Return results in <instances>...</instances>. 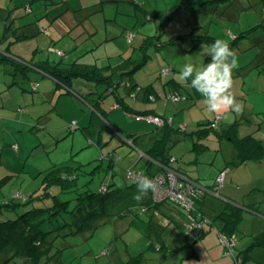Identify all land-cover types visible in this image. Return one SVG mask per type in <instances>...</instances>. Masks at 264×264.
Returning a JSON list of instances; mask_svg holds the SVG:
<instances>
[{
  "label": "rangeland",
  "instance_id": "rangeland-1",
  "mask_svg": "<svg viewBox=\"0 0 264 264\" xmlns=\"http://www.w3.org/2000/svg\"><path fill=\"white\" fill-rule=\"evenodd\" d=\"M11 1L12 0H0V11L7 10L11 13L12 10L9 6ZM27 1L29 0H15L18 7L14 10L15 12H20L19 21L21 23L26 22L29 18L35 17L33 15L29 16L26 14L27 12L25 13L24 7ZM168 1L176 4L178 0ZM200 1H209L206 2L208 7L221 5L220 8H222L232 5V7L227 9V12L231 14L229 18L234 17L233 20L229 19L223 21L218 19L219 17L216 18L214 14L217 8H214L208 13V19L204 25L208 27V35L215 38V40L225 39L228 41L231 37H239L242 32L248 33L257 28L264 27V23H262L264 22V9L261 1L260 7L262 10L259 9L261 14L260 17L257 8L251 6L255 0H234L233 2L228 0ZM127 6L129 5L118 2L113 8V10L117 8L119 11V13L116 14V23L123 27V38L120 39V41L118 39L119 42L117 46H119L120 49H125L126 53L128 52L126 56L121 58L123 62L125 59L127 60L128 57L138 59L135 57L136 55H132V49L135 48L137 52H140L137 50V47H139L144 37L158 36V22H161V20H158L155 16L154 18H150V16L143 11H137L135 15L132 12L128 14L127 10H119L120 7L125 8ZM217 12H219V10ZM108 13L109 9L107 8L105 15L107 16ZM176 13L175 18L177 21L176 23H170L165 28L166 31L164 37L161 38L162 41L168 40L170 35L174 33H188L192 31V28L195 29L194 32L197 34L196 36L203 31L201 28H195V25H192L191 28L189 25H185L182 19H179L180 17H184L182 9L176 10ZM94 19L96 21L99 20V24L101 18ZM209 20H211V22H209ZM11 24L12 22L9 20L7 27H10L9 25ZM199 24L198 22L196 25L199 26ZM4 25L0 17V40L3 38L2 34L5 30ZM164 26L165 25L162 27ZM10 31L14 32V29ZM128 32L136 36V40L132 46L127 45L128 42L124 39V33L126 34ZM254 33L256 35L259 34L258 32ZM118 35L117 33V37ZM97 37L101 39L102 35L100 34ZM40 39L43 42H48V39L42 36H40ZM62 46L63 45L59 42L57 44L58 48L56 49H63ZM243 46H245L244 43ZM41 53L43 52L37 50V54ZM149 54H152L151 50ZM137 55L140 60L143 58L142 54L139 53ZM201 55H204L203 49L199 52V57H201ZM167 56L168 54H163L162 58L158 57L157 66L152 64L147 65L144 69L145 71L138 72L134 78L138 80L144 78V74L147 71L151 79L145 77L143 79L145 81L143 86H146L152 80H158L160 85L165 83L171 76L167 77L166 75L169 72V68H162L164 65H169V62H164L163 60V58H167ZM236 56L238 58L237 54ZM51 58L55 61L58 60L55 57ZM172 58L173 56H168V60ZM121 59L119 61H109L106 59L100 62L87 58L79 60V64L98 67V69H101L104 76H109L115 74L114 69L118 68ZM207 62L203 59L200 61H197L196 58L192 59V63L201 65L207 64ZM117 64L119 65L117 66ZM158 70H160L159 74L161 77L157 76ZM165 70L168 72L165 73ZM170 72L175 75L179 73H176L174 70ZM35 74V72L30 71L26 77L15 78L12 66H0V89L4 90V92L0 94V102H3V105L0 107V117L2 110H4L3 113L6 115V120L0 119V148L2 147V159L4 161L3 165H0V203L9 200L16 204H21L24 203L25 200H30L28 203L17 207L16 209L18 212L43 206H51L53 205L51 196L54 195H58L60 200L66 201L71 199L73 194L67 193L68 191L63 192L61 186L58 184L49 185L46 188L47 190L42 188L45 174L48 173L41 172L39 169H46L55 164H61L62 166L77 170L79 173L77 185L87 186L94 192L98 190V187L102 183L106 182H110L114 187L119 188L128 186L131 182L123 177V169L125 170L126 166L130 163L134 165L136 170L141 169L143 163V159L140 158L142 151L144 152L148 149L151 138L162 132L161 128H156V126L152 124L142 120H135L131 112H142L148 108H153L157 111V116L159 117L164 118L172 116L176 119L173 124L175 128H178L179 123H181L180 117L177 116L180 113H185V110L177 112L175 110L176 105L173 104L174 102H169L167 107L164 108L160 105L157 106L153 101L149 102L151 100L148 101L149 103H143L140 99H137L140 92L136 94V91H133L128 94V92L126 93L123 91V87H119L116 90L119 93L118 97L120 101H122V103L120 102L122 106L116 105L114 108V104L116 103L114 94L104 95L105 99H103L102 102V109L105 110V113L113 123L107 128L105 123H103L92 110V105L91 107H88L85 103H83V105H77L70 95L65 96L55 93L50 99L40 94L39 88L36 91H31L29 81L36 80L34 79ZM114 78L117 80L118 76L115 75ZM40 80L41 87L49 85L50 90H54L56 87L61 89V87L56 86V81L52 78L48 77ZM71 80L69 85L72 83L76 84L75 80L84 81L86 79L74 77ZM13 81H15L16 84H12ZM89 84L93 86L96 84L98 86L97 94H95V96H93V94L92 96L89 95L90 98L96 97L99 99L98 96L101 92H105V89L109 85V81H95V83L89 82ZM8 86H10V89L8 88L6 92ZM74 86L75 85H72V88H75ZM263 95L264 90L261 96ZM260 108H264L263 102L257 109L260 110ZM192 114L193 117H195V113L193 112ZM212 118L213 116H211V119ZM257 118L263 123L264 133V113H260ZM4 123L5 127L3 126ZM224 123L230 125L233 123V120L226 119ZM196 125L197 123L190 124L187 127V133L179 134L177 141L170 145L169 153L172 158L176 159V161H172L170 165L174 169L183 172L185 175L200 180V182H210L214 175L218 176L219 173L224 174V186L221 188L222 194L236 202L240 208L243 207L241 209L243 219L238 225L235 235L237 236V248L243 251L250 246L252 238L239 235L250 234L252 230H259L260 224H264V191H262L264 187V169L259 168L250 161L238 166L229 163L231 161L229 156L232 153L233 146L227 139L219 137L214 133L217 132V130L215 131L214 129L211 131L207 140L202 142L208 147L207 149L201 153L191 151L190 149L193 143H197L195 140L197 139L196 137H190L192 131L197 129ZM135 133L136 135H134ZM135 136L137 138V140H135L136 144L129 145L132 144L131 142ZM262 140L264 143V139ZM109 159L117 160L112 169L108 168ZM56 168L58 167L54 169ZM7 170L13 172L8 173ZM61 177L64 179L69 178L62 175ZM255 188L258 190H254ZM45 193H48V196L42 199ZM251 203L257 204L256 208L259 213L258 215L246 212V205H250ZM208 204L213 207V211L216 209V212L214 211L213 213ZM221 204V202L217 204L215 201L207 203V205L202 208L203 217L207 218L208 222L213 223L212 219H214L215 214L222 209ZM72 205L73 202H71V204L69 203V208ZM172 207L174 208V206ZM248 209L250 211L252 210V208ZM114 210L111 211L113 214L116 213ZM150 216L154 217V222L161 224L162 230L160 233L163 234V238L170 244L169 247H181L186 245V238H184L182 234V232H186V220L183 221L182 230L180 231V227L178 225L176 226L174 221L170 222L171 218L166 220V218L156 212H144L139 215V218L132 220L129 218L118 220L111 217L107 220L105 226L97 228L92 233L70 235L65 241L58 239L56 245L63 248L60 256L61 261L65 264L105 263L109 261L110 257L108 249H114V246L120 253L127 250L130 256L138 255L146 247V238H144V236H147L146 234L149 233ZM62 217L65 218L66 215L61 217L58 216L57 218L52 217L50 218L51 220H46L42 226L47 227L45 230L58 227V224L62 223ZM204 223L207 224L206 222ZM205 224L200 233L203 235L196 238L191 247L185 246L177 250V258L180 259L182 264H231L233 259L230 255L225 254V247L218 235L217 228L213 225ZM112 241L114 246L110 245ZM104 254L108 255L104 256ZM247 264H264V247H251Z\"/></svg>",
  "mask_w": 264,
  "mask_h": 264
},
{
  "label": "crops",
  "instance_id": "crops-1",
  "mask_svg": "<svg viewBox=\"0 0 264 264\" xmlns=\"http://www.w3.org/2000/svg\"><path fill=\"white\" fill-rule=\"evenodd\" d=\"M118 2L129 5L125 8L123 7L119 8V10L122 11L127 10L128 14L129 12H132L136 15L137 11H143L148 15L152 14L155 16L156 15L159 16V15L168 14L170 10L179 2V0L176 2V4L170 3L168 0H105V1L29 0L26 2L24 11L26 13L25 9L26 7H29L31 12L26 14H28L29 16L33 15L35 17L29 18L26 22L23 23L19 21L20 12H15L14 10L16 7H18V4L15 3V0H12L11 3L9 4L12 10L11 13L7 10L0 11V17L3 21V25L5 24L4 25L5 30L4 33L2 34L3 38L2 40H0V45H1L0 55L13 56L18 61L28 62L37 65H43V64L46 65L47 63L53 64L55 60H53L51 57H55L56 59L63 60L65 62L66 61L70 62V64H79L80 63L79 60L87 59V58H89L90 60L94 59V61H100V62H103L106 59H108L109 61L110 60L119 61L121 58L126 56L128 52L126 53L125 49H120V47L117 46L120 39L123 38L122 35L123 27L122 25H118L116 23V14L119 13V11L117 8L113 10V8L115 7V5H117ZM191 2H195V4L191 6L189 5L188 7H181L176 10L182 9V13L184 14V17L183 18L180 17L179 19H182L185 25H189L191 28L192 25H195V28L203 29L202 32L198 33V36L199 35L209 36L208 27L204 25V23L208 19V13H210L214 8H217L215 9L216 13L214 14L216 18L219 17L218 19L223 21L234 19V17L229 18L231 14L227 12V9L229 7H232V5L224 6L222 8H220L221 5L212 6V7L204 6L201 8H196L197 7L196 3L200 2V0H194V1L191 0ZM251 6H255L257 8L260 17L261 14L259 12L260 11L259 9L262 10V8L260 7V0H255V2L251 4ZM107 8L109 9V13L106 16L105 13ZM218 10L219 12H217ZM176 14L177 13H175L172 20H170L164 27H162V29H160L158 33V39L154 41V44L148 47H144L146 40V37H144L139 47H137V50H139L140 52H137L135 48L132 49L133 50L132 55L133 56L136 55L135 57L138 59H132L128 57L127 60L125 59L124 61L125 64L123 66L124 67L129 66V64L133 61H140L141 65L140 67H138V69L119 78L121 84L118 85V87L116 85L112 90L113 91L112 93L109 90L107 91L106 88L105 92L104 93L101 92L100 95L98 96V98L100 99H97L96 97L90 98L92 94L93 96H95V94H97L98 92V86L96 84H94V86L89 84V82L95 83V81H90V80H84V81L75 80L76 84L72 83L70 86V89H72L74 93L66 91V88L62 86H58L61 87V89H58L56 87L54 88V90H50L49 85L41 87L40 79L48 78V77H42V76L40 77L39 74H35L37 75L36 77H38L37 79L38 87L36 90H38L39 88L40 94H42L45 98L51 99L55 93H58L59 95H65V96L70 95L72 100L76 102L77 105H83V103H85L88 107H91V105H96L97 107H99V110L103 112L104 118L100 117L99 115L96 116H98V118L102 120L103 123H105V126L107 128L108 126H111L113 123L111 122L109 116L105 113V110L102 109V104H103L102 102L103 99H105L104 95L114 94V98H115L114 100L116 102L114 104V108L116 107V105L122 106L120 104V102L122 103V101H120L118 97L119 93L116 90L119 87H123V91L126 93L128 92V94L133 91H136V94L140 92L137 99H140L143 103L152 102L148 100V96L152 95L155 98L153 102L156 103L157 106L160 105L162 108L167 107L169 102H174L168 100V98L171 94H176L179 97V100L173 103L176 105L175 110L177 112L185 110V113L184 112L180 113L177 116L180 117L181 119L180 120L181 123H179V127L183 128L181 129V131L187 133L186 132L188 130L187 127L190 124L197 123L196 125L197 129L194 128L195 130L192 131L190 136L191 138L196 137L197 139L195 140L197 141V143L205 142L208 136L211 134V132L206 136V139H203V137L199 138L197 135L194 134V132L197 131L202 126L207 127V125L210 122H212L216 116L220 118L219 124L214 129L215 131L217 130V132H221L230 125L234 124L235 120L241 118V125H240L241 127L238 131L239 136L241 137L247 136L253 132L255 127H257L259 138L264 139L263 123H261V121H259V119L257 118L260 113L261 114L264 113V108L263 109L260 108V110L257 109L258 107L261 106L262 102L264 103V95L261 96L262 91L264 90V27L257 28L252 32H248V33L242 32L240 33L241 35L239 34L240 36L238 35L239 37H231L230 40H228L231 49L233 50L235 55L236 54L238 55L239 67L234 70V76H233L234 84L232 91L235 98L242 104L243 111L237 114L229 109L220 114H216L208 111L204 99L200 97L199 93H197L194 89H192L189 86L190 81L180 82L178 78V74L175 75V74H171L170 72L174 70L176 73H178L183 64L187 62H192V59L194 58H196L197 61L203 59L205 60V62H207L208 57L206 55V49L212 44L205 42L204 43L196 42L197 39H195V37H197L196 36L197 34L194 32L195 29L193 28L191 29L192 31L188 33H182V34L174 33L170 35V38L168 40L162 41L161 38H163L165 35V31H166L165 28L172 22L176 23L177 21L175 18ZM94 18H98V19L101 18L99 24H98L99 20L96 21ZM9 20L12 22V24L9 25L10 27H7ZM198 22L200 23L199 26L196 25L198 24ZM209 22H211V20H209ZM12 29H14V32L10 31ZM254 32H258L259 34L256 35ZM117 33L119 34L118 37H117ZM129 33L130 32L126 34L124 33V39H126V41H127V34ZM100 34L102 35L101 39L97 37ZM176 35H189L190 38L184 40H176L168 44L167 42ZM40 36L48 39V42L41 41ZM135 40H136V36L133 37L130 43L127 41L128 42L127 45L132 46ZM59 42L61 45H63L62 46L63 49H56L58 48L57 44ZM243 43L245 46H243ZM161 44L163 45L161 46ZM201 49H203L204 55H201V57H199V52L201 51ZM37 50L43 53L37 54ZM150 50L152 51V54H149ZM56 52H64L66 57L64 59H61L59 58V56L56 55ZM139 53L142 54L143 56L141 60L137 55ZM163 54H168V56H173L171 60H168V56L167 58H163L164 62H169L168 63L169 65L167 66L164 65L162 67V68H166V67L169 68L168 69L169 72L166 74L167 77L171 75L169 80L166 81L165 83H162L161 85L159 84L158 80L156 81L152 80L146 86H143L145 82L143 79L145 77L151 79L149 72L146 71L144 74L145 76L142 79L138 80L137 78L134 77L138 72L140 71L144 72L145 71L144 69L146 68L147 65L152 64L157 66L158 65L157 59L158 57L162 58ZM121 62H123L122 59ZM1 65L12 66L11 64L8 63H3V64L0 63V66ZM116 71H119V69ZM159 72L160 70L157 71V76L161 77ZM72 85H75L74 86L75 88H72ZM8 88L10 89V86L7 87L6 92L8 91ZM3 92L4 90L0 89V94ZM2 105L3 102H0V107ZM3 111L4 110L1 111L0 119L6 120V115L3 113ZM193 112L195 113V117H193L192 114ZM131 113L132 115L143 114V113L158 115L157 111L153 108L152 109L148 108L147 110L142 112L133 111ZM211 116H213L212 119ZM164 118H170L172 121L171 126L172 127L174 126L173 125L174 120L176 119H174L172 116L164 117ZM226 119L233 120V123L230 125L225 124L224 121ZM3 126L5 127V123L3 124ZM173 128L175 130L178 129L175 127ZM161 130L162 132L156 134L155 137L150 139V143L148 145L149 147L146 151L150 149V147L155 141L157 140L159 141L165 137V130L163 128H161ZM179 133L180 132H178L175 136H172L171 139L174 140L175 137L179 138ZM134 135H136V133ZM135 140H137L136 136L133 138V141L131 142L132 144L129 145H135L136 144ZM171 144L172 142L169 143V145ZM193 145L190 150L195 151V153H201L202 151L208 148L206 147L202 151L198 152L197 150L193 149L194 148ZM146 151L144 152L142 151L141 153L140 158L143 159V163L141 169L137 171L146 172V168H147V164L145 163V160L147 159L145 157ZM2 154L3 152L1 147L0 165H3L4 162L2 159ZM169 156H171L170 153ZM234 156H235V151L234 148L232 147V153L229 156L231 158V161L233 160ZM172 161L175 162L176 159L174 158L171 159L169 163L170 167ZM231 161L229 163H231ZM262 162L253 161L252 163H254V165L258 166L259 168L264 169V162L263 163ZM60 165L55 164L53 166L47 167L46 169H39V171L49 173L55 167ZM156 167L158 168V165ZM128 168L135 169L134 165H132L131 163L128 166H126L125 170ZM171 168L174 169L173 167ZM152 169L153 168L151 167L150 170ZM7 171L8 173L13 172L11 170H7ZM176 171L181 173L186 179L191 180L196 184L201 185L202 187L213 186L217 178V175H214L212 177L213 179L211 178L212 180L210 182H204V181L200 182V180L193 179L185 175L183 172L179 171L178 169ZM152 172L154 173V169ZM122 174L124 176V169ZM7 176H11V175H7ZM254 190H258V189L255 188ZM262 191H264V187L262 188ZM220 195L221 198L218 199L214 198L213 196L212 197L205 196L203 198L204 207L207 205V203L209 202L212 203L214 201L217 204L219 202H229L239 206L236 202L223 195L222 190ZM171 206L173 205L170 203H161L158 204L156 208L147 210L145 212H156L157 214L166 218V220L171 218L170 222L174 221L175 225L176 226L178 225L181 231L182 223L185 220V217L176 208H173ZM208 206L210 205L208 204ZM251 206L255 207L257 206V204L251 203L250 205L249 204L246 205L247 207L246 212H251L250 214L258 215L259 214L258 210L250 211L248 209L251 208ZM210 208L212 209L211 211L214 213L216 209L213 211V207L210 206ZM125 218H129L130 220L137 219L139 218V215L137 218H134L132 216H128ZM153 218H154L153 216L149 217L150 219L149 233L146 234L147 236H144V238H146V245H145L146 247L142 252L138 254V255L141 254L143 256L141 264H182L180 259L177 258V252H178L177 250L185 246H189V244L186 242V245L181 247L178 246L169 247L170 244L165 238H163V234L160 233V231L162 230L161 224L154 222ZM263 230H264V224H260L259 230H252L250 234H241L239 236L245 235L246 238L251 237L253 240L254 236L258 235ZM110 245L114 246L113 241L110 243ZM150 246L153 247L150 248ZM159 247H162L163 249H159ZM239 250L242 251L241 249ZM108 251L109 254H111L109 259L112 264H125L124 263L126 262L125 257L136 258L138 256V255L130 256L127 250H124L123 253H120L119 250L115 248V246L114 249L109 248ZM106 255L108 254H104V256ZM120 258L125 260L120 261ZM213 264H218V263H213Z\"/></svg>",
  "mask_w": 264,
  "mask_h": 264
},
{
  "label": "trees",
  "instance_id": "trees-1",
  "mask_svg": "<svg viewBox=\"0 0 264 264\" xmlns=\"http://www.w3.org/2000/svg\"><path fill=\"white\" fill-rule=\"evenodd\" d=\"M228 1L233 2L234 0ZM260 1L264 9V0ZM206 2L209 1L197 2L196 8L201 6L204 7L205 5L207 6ZM193 4H195V2H191V0H179V2L170 10L168 14L159 16L149 14V16L150 18H154L155 16L158 20H161V22H158V29L160 31L163 25H166L173 19L176 9L188 7ZM189 38V35H176L167 43L170 44L176 40ZM157 39L158 36L146 37L144 47L154 44V41ZM195 39H197L196 42L203 43H213L215 41L214 38L207 35H199L195 37ZM162 45L163 44H161V46ZM59 53L62 55L60 56L56 52V55L59 56V58L64 59L66 57L64 52ZM0 63L11 64L15 78H21L23 76L26 77L30 71H33L36 74H39L40 77L42 76L54 79L57 84L56 86L63 85L62 87L66 88V91L72 93H74V91L70 89L71 84L69 85V83H71V79L74 77H80L96 82H103L104 80L109 81L107 91L110 89L109 91L112 93L114 87L121 84L119 78L138 69L141 65L140 61H133L129 64V66L124 67L123 65L125 62H123L120 63V67L117 65L118 68L114 69V75L104 76L101 69H98V67L70 64L63 60L54 61L53 64H46L45 62L46 65H37L18 61L13 56L0 55ZM118 69L119 71H116ZM115 75L118 76L117 80L114 78ZM36 76L37 75H34V79L36 80L29 81L31 91L36 90H32L31 86L38 84V77ZM12 84H16V82L13 81ZM91 108L96 115L104 118L103 112L99 110V107L92 105ZM210 123L208 125L205 124L207 127H200L194 132V134L199 138H206V136L213 130L210 127ZM240 125L241 118L235 120L234 124L230 125L221 132H216L219 137L227 139V141H229L234 148L235 156L231 163L238 166L247 161H264V143L262 139L258 137L257 127H255L253 132L249 135L241 137L238 135V131L241 127ZM163 129L165 130V137L159 141H155L150 149L145 152V157L147 158L145 160V163L147 164L146 174L148 175L153 174V169L154 173L161 171L160 167H156L157 164L164 167H170L169 163L172 157L169 156V143L177 141L176 137L174 140H172L171 137L175 136L178 132H180L179 134H185L180 128L175 130L171 125L165 126ZM193 147L194 150L199 152L206 148V145L202 142H198L194 143ZM115 162L116 160L109 159L108 168H113ZM57 167L58 168L51 170L45 175L42 188L46 189L51 184H58L61 186L63 192L68 191L67 193L73 194L70 200H60L58 195H54L51 196L53 205L28 209L21 212H18L16 208L28 203L30 200H25L24 203L21 204H16L9 200L0 203V264H65L61 261L60 257L63 248L56 245L58 239L65 241V239L70 235H84L92 233L97 228L105 226L107 224V220L111 217L123 219L125 217L132 216L137 218L141 213L154 209L158 205L152 199L151 191H149L147 195L143 196L142 199H135V196L137 195L135 181L129 180L131 184L124 188L114 187V185L110 182L102 183L98 187V190L94 192L87 186L77 185V178L79 176L77 170L70 169L62 165ZM151 167L153 168L152 170H150ZM61 175L69 178L64 179ZM123 177L127 179L125 176V170ZM198 186L203 188V191L201 190L202 194L195 197L194 210L195 212L203 215V198L205 196H213L210 194V191L213 189L214 185L210 187H202L201 185ZM45 196H48V193H45L44 196H42V199ZM71 202H73V205L69 208V203L71 204ZM221 203L222 209L220 211L218 210L219 212L215 214L214 219H212L213 223L208 222L205 225L215 226L220 238L225 237L227 239H232L235 242L233 256L236 259H240L239 264H247L249 260V250L251 247H264V230L254 236L252 243L248 248L240 251L237 248V237L235 235L238 225L243 219L242 208L229 202ZM173 206L184 215L187 222L189 216L196 217L195 214L188 213L176 205ZM251 208L253 211L257 210L256 206H251ZM112 210L116 213L113 214V212H111ZM63 215H66V217H62V223H59L58 227L45 230L47 227L42 226L46 220H51L50 218L52 217L57 218L58 216L61 217ZM201 232L202 230L194 236H188L183 232L182 234L184 238H186V242L189 246H191L195 239L201 236ZM152 247L153 246H150V248ZM159 249L163 248L159 247ZM121 259L122 258H120V261L126 259V262H124L125 264H141L143 256L140 254L136 258L125 257V259ZM96 264L112 263L109 259V261L105 263L97 262Z\"/></svg>",
  "mask_w": 264,
  "mask_h": 264
},
{
  "label": "clouds",
  "instance_id": "clouds-1",
  "mask_svg": "<svg viewBox=\"0 0 264 264\" xmlns=\"http://www.w3.org/2000/svg\"><path fill=\"white\" fill-rule=\"evenodd\" d=\"M206 55L207 64H183L178 73L179 81H190L189 86L204 99L209 112L220 114L230 109L234 113H241L243 106L232 91L234 70L239 67V61L229 42L216 39L206 49ZM135 183L137 200L142 199L149 191H156V181L146 176L138 177Z\"/></svg>",
  "mask_w": 264,
  "mask_h": 264
},
{
  "label": "built area",
  "instance_id": "built-area-1",
  "mask_svg": "<svg viewBox=\"0 0 264 264\" xmlns=\"http://www.w3.org/2000/svg\"><path fill=\"white\" fill-rule=\"evenodd\" d=\"M26 12L30 13L31 10L29 7H26ZM134 35L129 33L127 35V41L130 43L133 39ZM58 55H62L57 52ZM168 71L165 70V73ZM38 84H34L31 86L32 90L37 89ZM148 100L154 101L155 98L152 95L148 96ZM171 101H178L179 97L176 94H171L168 98ZM133 118L135 120H142L149 124H152L156 127L163 128L165 126L172 125L170 118H162L154 114H133ZM220 118L216 116L214 120L210 123V127L215 129V127L219 124ZM180 129H183L180 127ZM158 167L161 168V171L153 173L151 175L146 174V172L137 171L135 169L128 168L125 170V176L128 180L135 181L138 177L146 176L149 179L156 181L157 187L156 191L152 192V199L155 203H170L176 205L188 213L195 214L196 217L189 216L186 232L184 234L188 236H194L198 234L202 227L204 226V222L208 223V219L203 217V215L195 212L194 210V200L195 197L203 191V188L198 186L195 182L186 179L181 173L170 168L164 167L160 164H157ZM224 174L220 173L215 181L213 189L210 191V194L213 195L214 198H221L220 190L223 186ZM205 218V219H204ZM221 242L226 248L225 254L230 255L233 259L232 264H239L240 259H236L233 256V249L235 247V242L232 239H227L225 237H221Z\"/></svg>",
  "mask_w": 264,
  "mask_h": 264
}]
</instances>
